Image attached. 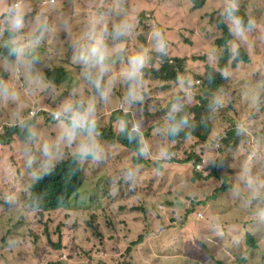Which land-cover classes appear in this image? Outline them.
Returning a JSON list of instances; mask_svg holds the SVG:
<instances>
[{
	"label": "rangeland",
	"instance_id": "1",
	"mask_svg": "<svg viewBox=\"0 0 264 264\" xmlns=\"http://www.w3.org/2000/svg\"><path fill=\"white\" fill-rule=\"evenodd\" d=\"M30 1L35 2L0 0V35L5 29L4 22L7 19L11 21L13 12L25 16V19L22 18V27L17 31L25 38H43L46 31L50 35L58 34L62 32L68 17L65 14L75 8L68 0H41V3L51 1L53 4L39 5V12L26 19L30 12ZM14 2L17 8L13 6ZM227 2L205 0L203 6L193 9L191 0H91L83 16L80 19L74 18L73 23L78 27L90 25L88 12L95 8L94 5L106 9V17L102 20H112L114 26L125 22V11L130 18V15L142 10L144 16L139 21L146 25L155 22V28H167V31L162 32L167 40L164 53L183 58V67L193 72V77H199L216 62L217 55L221 53V48L217 49L214 43L221 35V30L216 26V18L224 13ZM237 4L253 28L247 32L244 40L236 39L228 49L233 53V48L236 51L241 47L248 55V62L239 63L234 70L227 69L226 85L210 97L214 103L212 108L203 89L199 87L200 82L197 86L198 81L193 77L186 79L193 82L194 86L186 95L189 110L182 117L186 119L190 113L194 130L199 134L202 131L196 130V126L202 122L210 123L208 125L214 127V131L209 141L199 145L193 136L169 141L166 138L170 123L167 117L180 112L174 108L162 118L163 130L156 131V138L151 142L139 143V159L131 158L130 155L114 157L111 144H100L113 169L104 168L91 174L84 172L78 193L71 197L67 205L35 212L28 207L25 199L18 209L0 216V264H120L126 259L127 245L139 234L149 245L146 250H151L153 264H213L214 257L233 264L235 256L228 257L231 240L239 244L240 250L233 249L236 254L246 251L250 264H264V225L252 224L255 219L259 220V216H264V189L257 187L258 174H250L246 163L255 153L264 163V0H237ZM61 8L65 9L64 14L54 16L51 21H46L42 15ZM128 18L126 23L129 24ZM225 24L229 30L227 19ZM104 28V24L99 26L100 31ZM140 30L149 39L150 33L142 28ZM75 31L73 29V33ZM151 41L155 49L153 35ZM28 46L29 42L25 47ZM35 51H41V48H35ZM27 53L22 55L23 60ZM41 62L45 61L41 59ZM19 65L16 67L2 62L0 70L15 66L16 78L23 79V75L19 74ZM70 69L77 76L78 71ZM119 74L117 72L113 76L118 77ZM25 75L34 78L31 70H27ZM118 83L117 78H112L105 85L110 89ZM37 84L47 86L41 80H37ZM180 87L178 85L177 88L165 91L162 97L172 100L170 94L177 93ZM93 88L91 82L79 81L73 86L71 101L87 102ZM232 90L236 95L232 101L238 110L236 120L242 121L235 122L236 126L231 129L234 122L226 123L223 120L228 116L230 99H227V95ZM193 91L195 96L190 100ZM22 92L24 99L32 104V98L45 101L51 89L42 93L40 89L26 92L24 88ZM198 97L204 100L203 105L190 109ZM104 101H101L95 118L101 113ZM10 110V107L0 106V116L9 120ZM50 112L46 111L47 114ZM38 128L42 136L40 147L48 144L65 155L75 152V144H70L69 150L64 151L67 144L60 140L62 126L58 121L51 127L39 123ZM227 134L230 140H235V146L220 151L222 137ZM257 140L262 145L257 144ZM98 141L100 143L102 140ZM10 143L11 139L0 132V159L12 150ZM32 150L33 146L29 145L26 153L30 155ZM194 157H198L201 162L196 168L193 167ZM211 164L217 166L218 174L225 175V183L215 176L205 179L208 168L213 170ZM2 165L0 161V169ZM194 169L200 172V177L193 175ZM9 171L4 170L5 173ZM4 182L3 173L0 175V190ZM111 183L114 184L111 189L112 205H93L82 213L70 216L71 205L78 204L81 197L96 193L99 188ZM223 185L228 188L220 191ZM123 197L127 199L123 200ZM96 233H101L100 240H110L103 246L106 255L95 256L92 252L91 245L96 246L98 243L94 239L98 237ZM248 234L253 242L245 246ZM81 242L88 253L80 248ZM164 242L166 244L161 246ZM241 258L238 264L244 262L243 255Z\"/></svg>",
	"mask_w": 264,
	"mask_h": 264
},
{
	"label": "trees",
	"instance_id": "2",
	"mask_svg": "<svg viewBox=\"0 0 264 264\" xmlns=\"http://www.w3.org/2000/svg\"><path fill=\"white\" fill-rule=\"evenodd\" d=\"M40 1L41 0H35V2L30 1V12L26 19L28 17H33L39 12L38 7L41 5ZM68 1L72 3L75 8L71 9L68 14H65V17H68L62 32L50 35L48 31H46L43 38L35 36L38 38L36 43L38 46L37 48H41L40 53L39 51H35L34 43L30 47L29 52L25 55V59L22 64H20V56L13 53L11 54L8 63L20 61V65L18 64V68L20 70L19 74L23 75L24 78H16L15 70L17 66L0 70V106L11 108L8 112L10 115L9 120H5L0 116V126L19 129V131L24 135L25 144L33 146V150L31 151V155L29 157L31 158L30 164L28 163L29 159L23 158L21 161L14 164L2 165L0 169V175L3 173L5 175V182L0 190V216L5 215L7 211L12 212L18 209V207L22 205L25 195L29 190V177L26 171L28 168L33 167L40 152L42 136L38 128L39 123H42L44 126L51 127L55 121L52 120L50 111L57 110L62 103L71 100L74 84L81 80L91 82L86 78V68L80 59V53L91 43V36L93 35L104 36L107 53L111 60L109 65L110 71L107 72L103 78L104 84L108 83L112 78H117L119 80L118 85L108 89L107 98L104 102H102L101 109L105 104L111 109L116 108L118 105L131 106L133 110L137 109L139 111L150 108L153 111L154 123L158 126L152 139L156 138L157 130L160 132L163 130V126H161L162 118L167 116L174 108H177L180 112L169 114L167 117V120L170 123L167 128L166 138L169 141H180L189 136H193L196 143L201 145L202 143L209 141L210 134L214 131V127L211 128L210 125H208L210 123L206 124L202 122L195 128L196 130L200 129L202 131V133L199 134L194 130V122L192 121L191 114L189 113L186 119L182 117L183 113L189 110V102L186 95L189 93L191 87L194 86L193 82H189L186 79L195 75L193 72H189L185 69V67H183V58L172 57L164 52H157L153 48V42L151 41L152 33L157 29L164 32L167 31V28L160 25V27L155 28V22L148 23V25H146L147 23L139 21V19L144 16L142 15V10L130 15V18H128V13L125 11L126 20L128 18L129 24L132 26L131 31L123 37L114 38L112 34L114 28L112 20H102L104 17L103 15L106 12L105 8L95 7L94 9H90L88 12L90 15V25L87 27H78L73 23V20L74 18L80 19L83 16L89 0ZM136 1L138 2V0ZM191 1L193 9L200 8L205 2V0ZM64 11L65 9L61 8L50 12H44L42 15L45 16L46 21H51L54 19V16L57 17L59 14H64ZM237 15H239L246 24L250 22L243 10L238 9ZM22 18L25 19V16H22ZM225 22L226 17L224 14H221L216 18V26L221 30V35L214 41L217 49L218 47L221 48V53L218 55L216 54V62L207 67L203 74L199 77H193L198 81L197 86H199L200 82L199 87L203 89V92L206 94L209 101L210 97H213L222 89L224 85H226L228 79L226 78L225 73L227 69L234 70L239 63H246L249 60L247 53L245 54L241 47L237 48L236 55H233L232 51L230 52V49H228L232 43L236 42V38L231 32H229ZM101 24L105 25V28L102 31L99 30V26ZM140 28L145 29L148 33H150L149 39L148 35L145 32L142 33ZM252 28L253 25L251 23V29ZM73 29H76L74 33ZM117 49L121 50L119 55L116 54ZM138 51H144L148 58L139 83L141 86H138L141 98L128 103L125 99L128 86L127 83L121 79V70L126 66L127 58ZM41 59L45 62L42 63ZM70 68H74L78 71L77 76L73 74ZM27 70L32 71L34 78H30L25 75ZM93 71H95V69H93ZM117 72H120L119 76H113ZM37 80L47 83V86H39L37 84ZM144 83L146 84L143 86L142 84ZM178 85H181V87L178 88L177 93L170 94L172 101L168 102L166 99L164 100L162 97L163 93L167 90L177 88ZM196 87H194V89ZM24 88L26 92L40 89L42 93H46L51 89V94L45 101H37L35 98H32L33 102L31 104L24 99V93L22 92ZM102 90L103 89H96L94 87L93 92L89 96L90 100L95 101V115H97L99 106L103 100L100 98V91ZM156 92H158V94L155 95ZM194 96L193 91L189 96L190 100H192ZM227 99H230L228 100L227 106L228 116H226L223 121L226 123L234 122V124L231 125L232 129V127L236 126L235 122H241L242 120H236L238 110L232 103V101L236 99V95L233 90L228 93ZM185 102L187 103L185 104ZM203 103L204 100L198 97L197 102L190 105V109L193 106L201 107ZM210 105L212 108L214 103L210 101ZM31 109L36 110V116L32 118L28 115V112ZM46 111H49L50 114H47ZM99 121H101L104 126L100 127L98 122H96L98 132L97 139L110 140L114 151V157L130 155L131 158H140L138 152L140 142L137 146L130 145L126 139H124L123 133L115 128L111 127L109 130L106 129L107 131H105L104 127L108 124L105 118H101ZM30 132L34 134L32 139H29ZM229 136L230 135L227 134V136L222 137L223 141H221L219 145L220 151H224L227 148H233L235 146V140H230ZM152 139H148L146 142H151ZM258 143L259 142L257 140V144ZM259 145L262 144L259 143ZM200 163V159L198 157H194L193 167L196 168V166ZM246 163L250 174H258L256 178L257 187L264 189V163L258 159L256 153ZM212 168V171L208 168L205 179L215 176L218 180L221 179L223 183H225V175L218 174L216 165L211 164V169ZM5 169L10 171L5 173ZM12 169H14V171H11ZM193 175L195 177H200V172L194 169ZM73 181L74 178L71 176L55 179H53L50 174H47L44 177L41 176L38 180H36L37 184H40L41 186L33 188L30 196L28 197V204L30 208L37 212H43L49 209L53 210L59 205L67 204L72 195H76L78 193L77 188L67 191L73 185ZM113 186L114 184L112 183L106 184L105 186L99 188L96 193L93 192L86 197H81L78 204L70 206V216L82 213L93 205L94 207H99L101 204L111 203V189ZM227 188L228 187L226 185H223L220 191L223 189V191H225ZM125 199L127 198L123 197V200ZM83 203H87V205H83ZM259 223L264 225V216H259V220L255 219L252 222L253 225H258ZM110 226H113V224L110 223ZM93 227L96 226L94 225ZM96 236L98 237L94 239L98 240L97 245H91L93 254L95 256L106 255L103 246L110 240L107 238L103 241L100 240L102 238L101 233L100 235L96 233ZM251 238L252 237L249 236V234L246 236L245 246H248L253 242ZM165 244L166 242L161 244V246ZM230 246L228 247V257L233 258L235 256V258H233V264H238V262L242 261V255L245 260L243 263L239 264L251 263L250 258L246 257V251L236 254L233 250L238 248L240 250L237 242L231 240ZM147 247H149L148 243H146L145 239H143V237L139 234L137 238L132 240L127 245L125 250L126 259H124L125 263L122 261L120 264H153L150 258L151 250H146ZM80 248L83 249L84 253H88V249H86L83 242L80 243ZM102 263L109 264L108 262ZM227 263L228 262H224L222 259L213 258V264Z\"/></svg>",
	"mask_w": 264,
	"mask_h": 264
},
{
	"label": "clouds",
	"instance_id": "3",
	"mask_svg": "<svg viewBox=\"0 0 264 264\" xmlns=\"http://www.w3.org/2000/svg\"><path fill=\"white\" fill-rule=\"evenodd\" d=\"M91 2V0H89ZM53 4V2H43V4ZM16 2L13 3L14 8H17ZM102 8L101 6H96ZM7 7H11L8 5ZM238 4L237 0H228L224 9V16L229 21V30L237 40H244L246 34L251 30V22L247 24L244 20L237 15ZM106 17V15H103ZM22 16L13 12L11 21L8 19L4 22L5 29L3 34L0 35V64L2 62L8 63L11 54L20 56L21 62L23 61L22 55L29 52L30 47L35 43V48L38 38L28 36L23 37L17 31L22 27ZM131 25L122 22L113 28V37L119 38L127 35L131 31ZM154 47L157 52H166L167 40L159 29L153 33ZM29 42V46L25 47ZM120 49L116 50L119 55ZM41 51H39L40 53ZM233 55H236L235 48H233ZM80 59L86 68V78L91 81L96 89H103L100 91V98L106 99L108 87L104 84L103 78L107 72L110 71V57L107 53V46L104 41V36H91V43L81 51ZM147 56L144 51H138L127 58L126 66L121 70V79L127 83L126 101H132L141 98L138 85L141 81L143 69L147 64ZM20 61H15L10 64L17 66ZM22 64V63H21ZM95 69V71H93ZM2 70V69H1ZM165 100V98L163 97ZM171 102L172 100L166 99ZM29 117L36 116V110L31 109L28 112ZM52 120L58 121L62 128L60 140L67 144L64 151H68L71 147L70 144H75V152L70 155L60 153L52 146L45 144L40 147L38 158L35 160L33 167L28 168L26 173L29 177V190L25 195L24 200L28 203L32 189L41 186L37 184L41 176L44 177L50 174L53 179L65 178L71 176L74 178L73 185L67 190H73L80 187L82 175L84 172L91 174L104 168H110L113 165L109 162L107 154L102 149L100 144H111L109 139L98 141L97 136V123L103 127V123L99 121L105 118L107 125L104 129L111 127L123 133L124 139L130 144L137 146L139 142L145 143L148 139H152L155 130L158 128L154 123L153 111L148 108L142 111L133 110L131 106L118 105L116 108H109L106 104L103 105L101 113L95 118V101L83 100L78 101H65L57 110L51 112ZM1 135H6L7 139H11L12 150L4 155L0 161L3 165H10L21 161L23 158L29 159L30 155L26 153L28 145L25 144L24 135L19 129L14 127H1ZM9 133V134H6ZM10 137V138H9ZM34 137L33 133H29V139ZM83 137V139H80ZM143 149H141V154ZM73 196V195H72ZM71 199V198H70ZM68 204V203H67ZM65 204V205H67ZM65 205H59L62 207ZM20 207V206H19ZM18 207V208H19ZM28 207L30 208L29 204ZM54 208V209H56ZM32 209V208H31ZM34 210V209H32ZM50 210V209H49ZM35 211V210H34ZM47 211V210H46ZM37 212V211H35ZM44 212V211H43Z\"/></svg>",
	"mask_w": 264,
	"mask_h": 264
},
{
	"label": "built area",
	"instance_id": "4",
	"mask_svg": "<svg viewBox=\"0 0 264 264\" xmlns=\"http://www.w3.org/2000/svg\"><path fill=\"white\" fill-rule=\"evenodd\" d=\"M51 2V1H50Z\"/></svg>",
	"mask_w": 264,
	"mask_h": 264
}]
</instances>
